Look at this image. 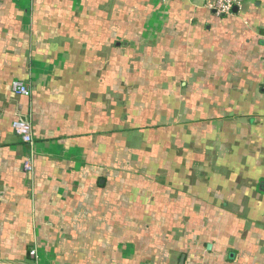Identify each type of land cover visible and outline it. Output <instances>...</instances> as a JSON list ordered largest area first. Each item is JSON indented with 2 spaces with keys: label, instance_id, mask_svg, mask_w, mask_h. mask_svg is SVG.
Masks as SVG:
<instances>
[{
  "label": "crops",
  "instance_id": "obj_1",
  "mask_svg": "<svg viewBox=\"0 0 264 264\" xmlns=\"http://www.w3.org/2000/svg\"><path fill=\"white\" fill-rule=\"evenodd\" d=\"M236 8L0 0V264H264V0Z\"/></svg>",
  "mask_w": 264,
  "mask_h": 264
},
{
  "label": "built area",
  "instance_id": "obj_2",
  "mask_svg": "<svg viewBox=\"0 0 264 264\" xmlns=\"http://www.w3.org/2000/svg\"><path fill=\"white\" fill-rule=\"evenodd\" d=\"M240 1L241 0H207L209 7L218 16L230 14L232 9L240 4ZM11 87L15 95H29V89L20 81H14ZM11 128L23 144L30 146L33 144L32 131L29 123L23 121H13L11 123ZM22 168L26 172L31 171V162L29 159L23 163ZM29 255L32 259H37L36 250H30Z\"/></svg>",
  "mask_w": 264,
  "mask_h": 264
},
{
  "label": "water",
  "instance_id": "obj_3",
  "mask_svg": "<svg viewBox=\"0 0 264 264\" xmlns=\"http://www.w3.org/2000/svg\"><path fill=\"white\" fill-rule=\"evenodd\" d=\"M236 10H237V8H236V7H234V8L232 9V11H233V12H236Z\"/></svg>",
  "mask_w": 264,
  "mask_h": 264
}]
</instances>
